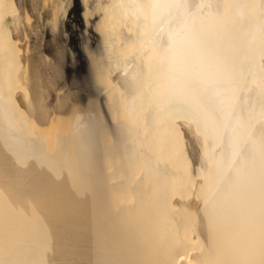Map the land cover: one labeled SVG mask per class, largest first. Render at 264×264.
Segmentation results:
<instances>
[{
    "label": "bare ground",
    "instance_id": "6f19581e",
    "mask_svg": "<svg viewBox=\"0 0 264 264\" xmlns=\"http://www.w3.org/2000/svg\"><path fill=\"white\" fill-rule=\"evenodd\" d=\"M18 11L0 264H264V0H74L42 37Z\"/></svg>",
    "mask_w": 264,
    "mask_h": 264
},
{
    "label": "rangeland",
    "instance_id": "374dc122",
    "mask_svg": "<svg viewBox=\"0 0 264 264\" xmlns=\"http://www.w3.org/2000/svg\"><path fill=\"white\" fill-rule=\"evenodd\" d=\"M29 1H30L31 5H30ZM9 2L14 7H16V6L19 7L18 13H20L22 17L25 16V18H27V17L29 18L30 21L23 17L24 21L26 23H28L30 26L34 25L35 27L33 26V28L38 27V30H39L38 32H40L39 34H41V37H42V31H41L42 28L41 27H42V22L44 21L43 18H46L45 16L50 14V12H51L50 15H52L54 13V16H56L55 18L57 20V23H59L58 27H60V24H62L66 21V19L68 18L69 14H70V11L74 8V0H33V1L32 0H9ZM27 3H28V5H27ZM58 4H60V5L58 6ZM55 8H57V9L54 11ZM39 34H38V37L40 38ZM59 59H60L61 63H65V59L63 56H60ZM63 74H64V72H61L60 70H58V71H55V75H54V78L56 77V79H54L55 84L60 85V86H58L59 89L57 91H59L60 94H62L61 95L62 97L66 95V92H64V89H63L64 83H62L63 82V77H62ZM66 81H67L68 85L71 84L70 80H66ZM97 109H98V107H97Z\"/></svg>",
    "mask_w": 264,
    "mask_h": 264
}]
</instances>
